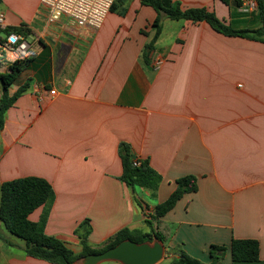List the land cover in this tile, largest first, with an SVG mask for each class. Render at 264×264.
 Instances as JSON below:
<instances>
[{
  "label": "crops",
  "instance_id": "1",
  "mask_svg": "<svg viewBox=\"0 0 264 264\" xmlns=\"http://www.w3.org/2000/svg\"><path fill=\"white\" fill-rule=\"evenodd\" d=\"M177 1L184 9L205 7L234 29L260 26L255 10L245 13L220 0ZM114 2L99 29L65 17L51 21L40 0L0 2L6 24L0 75L16 62L2 47L9 30L28 31L12 33L27 42L28 55L8 87L9 96L24 90L0 128V185L46 180L55 199L44 232L79 254V224L89 221L93 249L124 228L147 233V212L168 199L177 179L192 175L197 191L151 222L166 250L180 246L209 263V247L224 246L222 264H264V43L225 37L205 22L162 18L145 63L156 12L139 0ZM156 58L164 62L154 70ZM121 142L162 177L155 197L144 189L133 193L119 180ZM42 212L35 210L30 221ZM4 230L0 223V237ZM233 239L258 241L259 260L233 263ZM0 258L49 264L23 249Z\"/></svg>",
  "mask_w": 264,
  "mask_h": 264
},
{
  "label": "trees",
  "instance_id": "2",
  "mask_svg": "<svg viewBox=\"0 0 264 264\" xmlns=\"http://www.w3.org/2000/svg\"><path fill=\"white\" fill-rule=\"evenodd\" d=\"M2 0H0L1 2ZM229 7L241 8V0H220ZM256 13L260 21L257 29H234L229 24L220 20L217 15L205 7L184 9L177 0H139L140 4L152 8L156 12V18L152 23L153 36L145 46L142 59L145 63L150 61V54L153 45L161 33L162 18L172 21H189L193 24L205 22L218 34L231 38H243L250 41L264 43V0H254ZM114 1L111 10L114 8ZM12 33H20L24 36L28 31L10 29ZM23 67V63L16 61L11 66V73L0 75V128L3 119L24 89L19 90L12 96L8 94V87L15 81ZM118 156L122 165V174L119 180L126 185L133 193L137 189H144L155 197L162 177L149 165L147 159L136 157L130 145L121 142L118 146ZM197 179L195 176H185L176 180V189L166 201L154 207L145 223L150 227L147 233L138 230L124 228L112 236L104 246L93 249L88 244V237L91 233L89 221L85 220L74 231L80 239L82 251L74 254L64 242L56 237L49 236L44 232L49 211L55 199L52 186L44 179L38 177H25L4 182L0 185V223L4 229L13 237L24 242L23 252L27 257L45 261L49 264H72L77 258L88 254L104 252L124 240H131L136 243L151 241L156 237L165 245L164 237L153 230L152 221H158L171 211L182 197L197 191ZM135 204L145 211L146 207L138 198L134 197ZM42 207L43 212L38 222H32L29 216L38 208ZM0 240H4L0 237ZM4 242H6L4 240ZM11 246V244H8ZM227 248L224 246L211 245L209 247V263H202L189 256L180 246L167 247L166 254L176 255L168 264H222ZM233 263L257 262L259 260V243L256 240L233 239L229 247Z\"/></svg>",
  "mask_w": 264,
  "mask_h": 264
},
{
  "label": "built area",
  "instance_id": "3",
  "mask_svg": "<svg viewBox=\"0 0 264 264\" xmlns=\"http://www.w3.org/2000/svg\"><path fill=\"white\" fill-rule=\"evenodd\" d=\"M114 0H40L41 7L48 13L50 20H57L62 17L67 18L77 27H90L99 29L106 16L111 11ZM242 12H251L256 10L254 0H244L241 6ZM5 15L0 12V29H5ZM2 47L14 61L24 60L28 55L27 42L17 34H9ZM162 58H156L152 61L154 70L163 65ZM54 95V91L50 92ZM1 101V92H0ZM147 212V216H150Z\"/></svg>",
  "mask_w": 264,
  "mask_h": 264
},
{
  "label": "water",
  "instance_id": "4",
  "mask_svg": "<svg viewBox=\"0 0 264 264\" xmlns=\"http://www.w3.org/2000/svg\"><path fill=\"white\" fill-rule=\"evenodd\" d=\"M165 255L164 244L153 237L142 243L124 240L104 252L81 256L72 264H160Z\"/></svg>",
  "mask_w": 264,
  "mask_h": 264
},
{
  "label": "rangeland",
  "instance_id": "5",
  "mask_svg": "<svg viewBox=\"0 0 264 264\" xmlns=\"http://www.w3.org/2000/svg\"><path fill=\"white\" fill-rule=\"evenodd\" d=\"M29 0H24V4H26ZM5 32L1 31L0 32V37H4ZM146 216V215H145ZM147 217V216H146ZM149 217V216H148ZM2 239H4L6 242H2L0 245V252H3L5 254H12L15 256H19L22 253V249L24 246V242L16 237H13L9 233H7L4 230V234H1ZM8 244H11L9 246ZM170 261L169 260H163L160 264H168ZM4 260L3 258H0V264H3Z\"/></svg>",
  "mask_w": 264,
  "mask_h": 264
}]
</instances>
